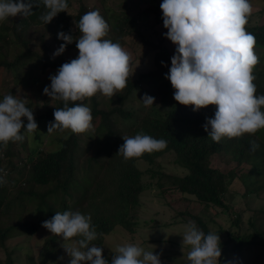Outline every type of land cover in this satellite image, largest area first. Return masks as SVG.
Returning <instances> with one entry per match:
<instances>
[{"label": "trees", "instance_id": "obj_1", "mask_svg": "<svg viewBox=\"0 0 264 264\" xmlns=\"http://www.w3.org/2000/svg\"><path fill=\"white\" fill-rule=\"evenodd\" d=\"M162 2L163 0H159L157 7L159 13H155L157 10L153 7L146 8L138 16L126 13L124 16L113 14L110 16L106 11L105 20L111 31L119 38L138 34L145 40L141 29L142 26L148 27L147 21L151 14H156L154 26L163 23V12L160 7ZM250 3L258 1L250 0ZM71 5V1L68 0V9ZM68 9L59 13L47 25L39 18L46 12L43 3L39 8H33V15L24 19L17 16L12 26L1 22L0 70H18L29 65L32 68L31 73L39 66L43 67V71L51 68L57 73L59 67L66 61L63 57L49 58L47 50L49 46L44 42V37L49 35L51 39L62 44L64 41L58 39V33L64 31L74 35V39L79 38L81 33L76 28L75 21L78 23L85 13L91 11V8L83 3L75 14L70 13ZM261 14L262 10L252 12L245 26L246 31L256 39L254 49H257L255 54L259 58V63L253 68L255 76L253 83L256 85L257 96L264 95V22L254 25L252 20ZM149 44L155 48L154 68L151 71L142 73L136 80L129 76L126 87L116 92L114 98L108 97L104 107L99 105L97 94L84 101L75 102L90 106L93 120L99 117L100 124L97 128L99 131H96V135L101 134L102 142L89 141L84 149L78 134L70 131L67 134H59L55 148L50 151L30 147L26 155L21 152L16 154L30 179L28 182H20L5 196L0 195L1 247L6 249V242L16 236L35 234L42 227V222L51 219L55 212L79 211L91 216V222L98 233V238L91 244L102 247L104 258L111 264L110 258L104 253L105 238L118 227L131 235L137 232L138 213L142 207L141 197L147 190L143 177L147 174L153 177L162 175L153 169L141 170L137 162L144 161L153 165L158 158L170 155L173 156L174 163L184 171V175L177 178L168 190H177L192 198V203L196 201V206L220 210L231 218L228 226L219 225V230L215 233L221 238V264H245L242 260L244 253L253 249L258 251L257 258L264 259V229L257 227V222L254 221L256 213L264 215V209L250 216L248 220L250 227L243 229L244 210L235 212L231 200L227 197L229 186L234 180L241 181L245 187L244 196L264 195V129L241 137H222L219 143L213 141L208 137L203 125L206 118H214L217 106L209 105L194 111V105L185 106L175 101V89L165 78L171 67L173 55L166 47ZM69 45L77 49L75 41ZM10 46L17 50L14 59H10L8 55ZM38 46L44 51L42 57L35 51ZM131 61L134 62L135 59ZM33 79L35 78L30 77L27 81L35 82ZM27 81L21 80L20 83L26 84ZM158 82L159 85L155 89L163 96V106L155 103L148 109L141 107L139 111L127 109V104L135 91L145 92L144 83ZM169 97L171 100H167ZM69 106H73V102H69ZM26 107L33 111L40 127H47L49 122H54L55 107L62 108L63 102L50 101L44 97L41 111L36 112L30 103L26 104ZM260 110L264 112V106H261ZM24 123L27 124V118L24 119ZM139 133L164 139L167 141V147L162 151L144 153L141 157L132 159H125L123 155L117 154L119 147L124 143L122 136L132 137ZM41 139L42 137L36 133L35 140ZM252 141L259 144L255 151L251 147ZM90 151L93 154L83 161L81 155ZM0 152L1 159L6 162L5 173H23V168H19L18 164L12 161L10 141L6 147L3 145ZM213 156L228 159L234 164L229 171H222L213 166ZM162 189L165 192V189ZM188 215L197 222L205 235L214 233L210 227L211 219L204 220L192 212ZM175 223L186 222L176 220ZM60 249L56 236L47 238L40 251V263L55 261ZM28 263L34 264L31 256L28 257ZM253 263L250 260V264ZM0 264H14L12 255L9 254L4 262L0 261Z\"/></svg>", "mask_w": 264, "mask_h": 264}, {"label": "clouds", "instance_id": "obj_2", "mask_svg": "<svg viewBox=\"0 0 264 264\" xmlns=\"http://www.w3.org/2000/svg\"><path fill=\"white\" fill-rule=\"evenodd\" d=\"M41 3L46 12L39 18L46 25L68 9V0H0V22L17 16L27 18ZM160 7L164 27L168 29L164 35L177 46L165 76L175 89V101L194 105V111L217 106L214 118H206L203 125L208 137L217 143L222 137H241L264 129V112L260 110L264 95H256L253 83V68L259 63L254 52L256 39L245 28L253 11L250 0H163ZM75 24L81 35L74 39V35L60 31L58 39L64 43L53 58L63 54L74 41L78 57L60 66L49 77L50 86L43 90L51 100L63 102L62 108L55 107L54 122L48 124L49 134L94 131L91 109L75 102L98 92L114 97L126 87L132 70L130 54L119 43L104 39L109 24L98 10L85 13ZM142 102L150 107L155 105V97L145 94ZM25 117L27 124L22 119ZM21 129H38L33 111L26 107L23 98L7 95L0 102V143L6 147L9 141H22ZM122 138L124 143L117 154L125 159L167 147L166 140L143 133ZM251 147L255 151L259 144L252 141ZM42 227L63 238L65 243L61 246L70 257L69 264H109L103 248L91 244L98 233L90 215L79 211L55 212L51 219L42 222ZM73 237H81L76 241L78 246L67 243ZM182 237V245L190 246L187 259L191 264H221L220 235H205L194 222H189ZM115 253L111 264H162V254L136 244L118 246Z\"/></svg>", "mask_w": 264, "mask_h": 264}, {"label": "rangeland", "instance_id": "obj_3", "mask_svg": "<svg viewBox=\"0 0 264 264\" xmlns=\"http://www.w3.org/2000/svg\"><path fill=\"white\" fill-rule=\"evenodd\" d=\"M70 1L72 3L71 7L68 9L70 13L75 14L78 11L79 6L83 3L88 5L91 8V11L98 10L104 19L106 11L110 16L112 14L115 16H124L125 13L130 16H138L146 8L153 7L157 10V7L159 6V0ZM257 1L258 3H250L253 9L252 12L262 10L260 16L253 17L252 23L254 25L264 22V0ZM155 13H159V11L157 10ZM155 13L150 15L149 20L147 21L148 27L143 28L141 25V30L145 35L144 38L146 41L140 38L138 34H131L125 38H119L113 31H111L110 26L108 34L104 37V39L119 43L129 54H131V58L135 59L134 62L131 61L132 70L130 77L133 80L138 79L142 73H147L154 68L155 48H153V46L151 47V44L149 43L166 47L171 55H174L176 52L177 46L164 35L168 31V29L164 27V23L155 26L153 25L157 20ZM15 18H8L3 22L12 26ZM149 24L151 25V28H149ZM44 42L49 46L47 48V50H49V58L53 59V53L59 48L61 43L51 39L49 35L44 37ZM9 48L8 55H10V59H14L17 50L14 49L13 46H10ZM35 51L38 53L39 57L44 55L41 46L36 47ZM256 51L257 49H254V52ZM78 54L77 49L71 48L70 45H68L65 52L55 58L63 57L66 62H70L72 59L77 58ZM31 70L32 68L29 65L22 66L18 70H0V102H2L3 98L7 95H14L18 99L23 98L25 105L29 103L33 104V109L36 112H39L42 110L41 106L43 105L44 97H47L51 101V97L45 95L43 90L46 86H50L51 80L49 77L56 74L55 70L47 68L43 71L42 66L34 68L32 73ZM30 77L35 78L33 79L35 82L27 81ZM21 80L27 81L26 84H21ZM159 82L156 84L144 83L143 89H145V92L135 91L127 104V109H135L136 111H139L141 107L146 108L142 102L145 94L150 96L153 95V97H155V103L163 106V96L159 95L155 89V87L159 85ZM97 98L99 105L104 107V103L108 101V96H104L98 92ZM168 99L171 100L170 97L167 98V100ZM88 107L90 108V106ZM148 108L149 107L146 109ZM25 118L22 119L24 120ZM92 124L94 131L78 134L81 145L84 149L89 144V141L96 143L103 141L100 139L101 134L98 133L96 135L97 128L100 124L99 117L93 120ZM47 131L48 126L40 127L39 125L38 129L32 132H26L24 129H21V134L24 136V139L22 141H10L13 152L12 161L15 164H18L19 168H23L24 166L20 162V159L18 158L19 156L17 157L16 155L18 152L26 155L30 147H40L41 149L50 151L55 148L57 142L56 139L59 134L63 135L70 132V130H65L64 132L55 131L49 134ZM36 133L42 137L40 141L35 140ZM2 148L3 145L0 143V151ZM92 154V151L88 153L85 152L84 155H81V159L84 161ZM1 156L2 154L0 152V195L5 196L20 182H28L27 180L30 179V177L24 168L23 173H5L4 168L6 162L1 159ZM137 164L143 171L153 169L154 172L157 171L162 175H155V177H153L152 175L147 174L143 177V182L146 184L147 190L143 192L141 197L142 207L138 213L139 227L137 232L134 235H131L118 227L112 234L105 238L104 253L110 258V260H112L113 256L116 255L115 250L118 246L136 244L148 251L162 254V264H191L187 259L190 246L182 245V236L185 232V225L189 222H194L200 230L202 229L197 222L188 215V213H195L204 220L211 219L212 223H210V227L214 233L219 230V225L228 226L231 218L228 214L220 212V210L215 211L202 206L199 207V205L196 206V201L192 203V198L181 194L177 190H168V187L175 183L177 178L184 175V171L174 163L173 156L167 155L158 158L153 165L144 161H138ZM212 164L213 166L222 169V171H229L234 163L228 159L225 160L218 156H213ZM231 183L227 197L231 200L230 203L235 212L239 213L244 210L242 228L248 229L250 227L248 224L250 216H254L255 212L264 209V195L260 197H257L254 194L244 196L245 187L241 181L234 180ZM162 188L165 189V192H163ZM176 220H184L186 223H175ZM254 221L257 222V227L264 229L263 214L256 213ZM51 236H56L60 246L65 243L62 237L53 235L44 227H40L33 235H21L11 238L6 242V249L5 247L0 246V261L4 262L10 254L14 259V264H29V256L34 259V264H42L39 259L40 251L46 239ZM76 241L77 238L73 237L71 240L67 241V243L71 246H78ZM257 255L258 251L253 249L244 253L242 260L245 264H250V260L254 262L253 264H264V259L262 257L257 258ZM69 260L70 257L61 246L57 259L55 261L45 262L44 264H69Z\"/></svg>", "mask_w": 264, "mask_h": 264}]
</instances>
